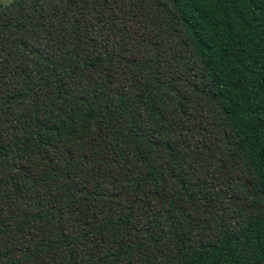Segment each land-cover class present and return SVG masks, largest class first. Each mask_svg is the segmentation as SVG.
Here are the masks:
<instances>
[{"label": "trees", "instance_id": "trees-1", "mask_svg": "<svg viewBox=\"0 0 264 264\" xmlns=\"http://www.w3.org/2000/svg\"><path fill=\"white\" fill-rule=\"evenodd\" d=\"M0 264H264V0L0 4Z\"/></svg>", "mask_w": 264, "mask_h": 264}, {"label": "rangeland", "instance_id": "rangeland-1", "mask_svg": "<svg viewBox=\"0 0 264 264\" xmlns=\"http://www.w3.org/2000/svg\"><path fill=\"white\" fill-rule=\"evenodd\" d=\"M11 0H0V4H6L8 2H10Z\"/></svg>", "mask_w": 264, "mask_h": 264}]
</instances>
